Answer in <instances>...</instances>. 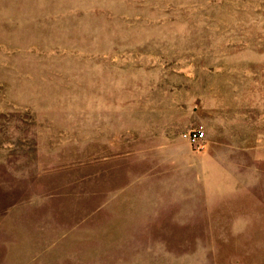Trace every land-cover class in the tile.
I'll return each mask as SVG.
<instances>
[{
  "label": "rangeland",
  "instance_id": "374dc122",
  "mask_svg": "<svg viewBox=\"0 0 264 264\" xmlns=\"http://www.w3.org/2000/svg\"><path fill=\"white\" fill-rule=\"evenodd\" d=\"M0 264H264V0H0Z\"/></svg>",
  "mask_w": 264,
  "mask_h": 264
},
{
  "label": "built area",
  "instance_id": "2783aa9c",
  "mask_svg": "<svg viewBox=\"0 0 264 264\" xmlns=\"http://www.w3.org/2000/svg\"><path fill=\"white\" fill-rule=\"evenodd\" d=\"M182 137L187 140L194 148L200 149L203 146L204 140L206 138V128L202 124H197L196 126L184 131L182 133Z\"/></svg>",
  "mask_w": 264,
  "mask_h": 264
}]
</instances>
